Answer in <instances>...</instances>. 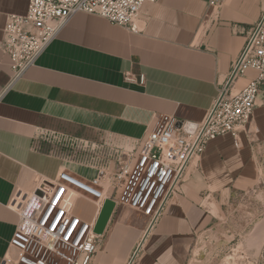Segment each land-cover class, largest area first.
Instances as JSON below:
<instances>
[{"label":"crops","instance_id":"crops-1","mask_svg":"<svg viewBox=\"0 0 264 264\" xmlns=\"http://www.w3.org/2000/svg\"><path fill=\"white\" fill-rule=\"evenodd\" d=\"M210 1L146 4L137 32L78 14L8 92L10 61L0 50V264L18 224L8 207L18 190H33L39 180L53 181L61 171L74 175L76 167L94 172L93 179L105 169L37 148L47 126L95 134L136 155L157 118L178 124L204 120L249 33L264 26V0H226L217 21L210 19ZM28 5V0H0V40L7 17L26 14ZM128 73L134 81L126 79ZM255 77L248 72L237 88ZM260 106L251 123L256 128L264 115ZM252 162L246 136L239 149L230 136L212 141L154 226L136 212L115 209L93 264H183L184 249L219 219ZM106 195H111L107 189ZM73 202L76 216L97 222L103 204L81 193Z\"/></svg>","mask_w":264,"mask_h":264},{"label":"built area","instance_id":"built-area-1","mask_svg":"<svg viewBox=\"0 0 264 264\" xmlns=\"http://www.w3.org/2000/svg\"><path fill=\"white\" fill-rule=\"evenodd\" d=\"M161 0H28L24 15L7 17L0 50L9 58L11 78L8 92L36 66L41 56L78 14L94 15L111 24L137 32L136 21L146 4ZM226 0H211L210 19L217 21ZM254 72L242 88L240 79ZM134 81L132 74H126ZM144 83V76L140 77ZM264 90V26L260 23L249 35L232 66L227 83L204 120L187 133L174 118L160 117L140 142L136 155L123 153L114 169H99L89 182L61 171L53 181L39 180L33 190H18L8 207L18 224L2 264H93L101 250L96 223L84 222L74 214L73 200L79 193L97 204L107 199L116 208H128L149 219L154 226L166 213L187 170L202 158L207 146L230 136L235 148L243 137L251 144V123ZM106 189L111 192L106 195Z\"/></svg>","mask_w":264,"mask_h":264},{"label":"rangeland","instance_id":"rangeland-1","mask_svg":"<svg viewBox=\"0 0 264 264\" xmlns=\"http://www.w3.org/2000/svg\"><path fill=\"white\" fill-rule=\"evenodd\" d=\"M261 97L258 110L264 113V90ZM260 119L258 128L251 126L253 162L246 182L234 190L219 219L184 249L183 264H264V115ZM117 146L104 137L62 126H47L37 141V148L46 153L108 170L127 158ZM76 169L71 173L80 179L91 181L95 176Z\"/></svg>","mask_w":264,"mask_h":264},{"label":"water","instance_id":"water-1","mask_svg":"<svg viewBox=\"0 0 264 264\" xmlns=\"http://www.w3.org/2000/svg\"><path fill=\"white\" fill-rule=\"evenodd\" d=\"M181 126H182V123H179L178 127H181ZM196 129H197V125L195 123L186 122L184 130L187 133L194 134ZM115 209H116V203L113 200L107 199L104 202L100 215L95 224V229H94L95 234L99 236L104 235L107 229V226L113 216V213L115 212Z\"/></svg>","mask_w":264,"mask_h":264},{"label":"bare ground","instance_id":"bare-ground-1","mask_svg":"<svg viewBox=\"0 0 264 264\" xmlns=\"http://www.w3.org/2000/svg\"><path fill=\"white\" fill-rule=\"evenodd\" d=\"M149 232V231H148ZM147 236V235H146ZM261 236V235H260ZM146 239V238H145ZM143 245V244H142ZM141 248V247H140Z\"/></svg>","mask_w":264,"mask_h":264}]
</instances>
